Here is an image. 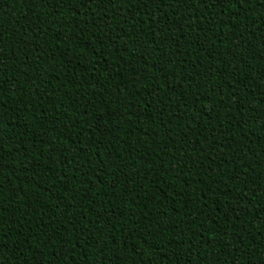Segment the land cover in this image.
I'll use <instances>...</instances> for the list:
<instances>
[{
    "label": "trees",
    "instance_id": "1",
    "mask_svg": "<svg viewBox=\"0 0 264 264\" xmlns=\"http://www.w3.org/2000/svg\"><path fill=\"white\" fill-rule=\"evenodd\" d=\"M187 2L0 0V264H264V0Z\"/></svg>",
    "mask_w": 264,
    "mask_h": 264
},
{
    "label": "snow or ice",
    "instance_id": "2",
    "mask_svg": "<svg viewBox=\"0 0 264 264\" xmlns=\"http://www.w3.org/2000/svg\"><path fill=\"white\" fill-rule=\"evenodd\" d=\"M175 2L176 3H178V4H180V3H183L184 5H185V7H187L188 6V2H187V0H175ZM216 2L219 4V3H240V4H247L248 2H249V0H216ZM55 3V0H53V4ZM261 7H264V3H261V5H260ZM233 11L235 12L236 11V9L235 8H233ZM0 56H3V53L2 52H0ZM6 58V57H5ZM262 102H264V101H262ZM52 129H49V131H51ZM3 139L4 138H2V137H0V152H2L3 151ZM51 150L53 151V152H55L56 150H57V148H56V146L55 145H52L51 146ZM0 159H3V157L2 156H0ZM241 243H242V241H241Z\"/></svg>",
    "mask_w": 264,
    "mask_h": 264
}]
</instances>
